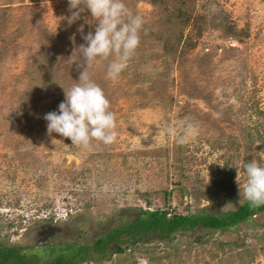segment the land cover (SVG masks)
Segmentation results:
<instances>
[{"label": "rangeland", "instance_id": "obj_1", "mask_svg": "<svg viewBox=\"0 0 264 264\" xmlns=\"http://www.w3.org/2000/svg\"><path fill=\"white\" fill-rule=\"evenodd\" d=\"M124 2L145 22L137 53L115 82L106 63L89 69L117 140L85 150L49 135L44 117L83 71L77 49L95 31L90 11L69 26V0H0V242L42 257L53 243L92 245L141 209L161 208L164 191L169 211L235 210L238 171L242 190L244 166H264V0ZM123 248L103 264H264V212L231 230L197 227Z\"/></svg>", "mask_w": 264, "mask_h": 264}, {"label": "clouds", "instance_id": "obj_2", "mask_svg": "<svg viewBox=\"0 0 264 264\" xmlns=\"http://www.w3.org/2000/svg\"><path fill=\"white\" fill-rule=\"evenodd\" d=\"M69 11L71 15L65 18L69 26L81 19L82 13L90 11L96 27L94 33L82 35L86 44L77 49L83 68L79 80L68 89L63 87L66 99L59 104V112H50L44 119L49 135L57 133L70 139L73 146L91 150L94 142L104 145L116 142L117 120L110 100L91 79L89 69L94 64L106 63L107 78L117 81L140 47L145 22L142 16L129 9L124 0H69ZM79 31L83 34V25ZM196 132L197 129L189 125L187 134L194 136ZM55 141L54 138L52 142ZM244 167L246 181L242 190L239 171L236 177L240 203L246 201L251 207L264 206V166L253 159Z\"/></svg>", "mask_w": 264, "mask_h": 264}, {"label": "trees", "instance_id": "obj_3", "mask_svg": "<svg viewBox=\"0 0 264 264\" xmlns=\"http://www.w3.org/2000/svg\"><path fill=\"white\" fill-rule=\"evenodd\" d=\"M184 50L186 49L182 47V51ZM170 198L171 193L164 191V205L161 208L141 209L123 224L98 236L92 245L69 243L58 246L53 243L43 247L42 251L48 255L42 257L28 248L0 242V264H83L91 261L103 264L104 260L108 259L106 257L108 253L123 252V244L128 242L136 244L145 238L167 239L177 231L197 227L231 230L264 212V206L251 207L245 201L237 209L220 214L206 212L182 214L175 211L177 207L170 209L171 211L166 208L170 206ZM187 207L189 208V205Z\"/></svg>", "mask_w": 264, "mask_h": 264}]
</instances>
